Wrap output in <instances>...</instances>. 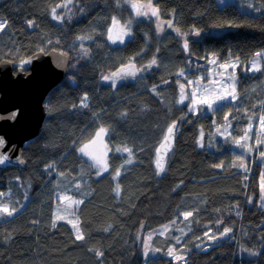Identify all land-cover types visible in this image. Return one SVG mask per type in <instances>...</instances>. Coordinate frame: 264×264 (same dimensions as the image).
Segmentation results:
<instances>
[{
	"label": "trees",
	"instance_id": "16d2710c",
	"mask_svg": "<svg viewBox=\"0 0 264 264\" xmlns=\"http://www.w3.org/2000/svg\"><path fill=\"white\" fill-rule=\"evenodd\" d=\"M64 1L0 0V18L7 21L0 61L19 66L41 49L70 54L67 75L44 98L40 133L22 147L25 167L0 170V202L18 209L0 217V264H264V208L258 204L263 165L257 152L251 159L245 149L220 140L211 148L208 138L212 128L229 123L230 139H239L250 118L255 125L264 116V70H252L254 54L264 51V0H152L159 19L171 20L182 37L170 30L159 34L151 18H136L132 35L115 46L107 30L113 16L131 19L127 7L117 0H73L68 9L57 8L63 17L57 21L51 10ZM182 39L189 44L186 53ZM153 56L156 65L115 88L102 78L128 61L146 65ZM257 63L264 68V57ZM222 65H235L228 73L235 76L236 100L209 112L191 111L188 100L176 102L179 84L187 88L189 77ZM85 94L88 106L82 107ZM172 121L178 126L175 144L159 177L155 148ZM100 126L109 129V171L96 176L77 149ZM125 145L134 151L131 164H124L126 153L115 152ZM49 164L54 168L46 169ZM58 194L83 201L71 209L83 240H76L70 223L52 227ZM184 212L194 215L179 243L171 232L152 235L150 248L160 252L145 258L148 231L179 221ZM225 228L231 231L220 236ZM205 232L218 241L206 244ZM172 244L183 260L167 255ZM205 245L209 250L201 251ZM242 248L255 255L239 254Z\"/></svg>",
	"mask_w": 264,
	"mask_h": 264
},
{
	"label": "snow or ice",
	"instance_id": "6c2138e0",
	"mask_svg": "<svg viewBox=\"0 0 264 264\" xmlns=\"http://www.w3.org/2000/svg\"><path fill=\"white\" fill-rule=\"evenodd\" d=\"M72 2H73V0H65L64 3L57 4L56 7L52 8V10H51L52 11V18L57 20V21L62 20L63 17L61 15L56 14L57 8L68 9V4H70ZM125 2L131 4V8L135 12L136 17L151 15V16L159 19V10L157 8L153 7L152 0H148V3L146 5L141 4V3L132 2V0H117L118 5L120 3H125ZM248 7L252 8L253 5L249 4ZM83 11H84V9H81L82 13H83ZM65 15H67V12L65 13ZM27 23H28L29 27H32L34 24V22L31 20H29ZM131 24H132L131 19L125 21L122 24L120 22V20L117 19V17L113 16L112 21H111V26L107 30L108 31V40L112 41L113 43H116V42L124 43L125 37L132 35ZM229 24H231V22H229ZM6 26H7V21L4 20L3 18H0V31H2ZM168 27H170V28L172 27L171 22H168ZM161 31H163V28L160 25H157V32H161ZM176 31L178 34L183 35L182 33H180V29H176ZM195 35H197V36L200 35V30H195ZM76 39L79 41H83L85 39L91 40L92 37L91 36H78ZM50 43H51V41H49V44ZM57 43H59V41H57ZM183 47H184L185 51H188L189 44H188L187 40L184 41ZM81 50H82L84 55L88 54V49L82 48ZM41 51H43V49H41ZM158 51H159V49H157V52ZM137 55H139V54H137ZM254 57L255 58L264 57V51L255 53ZM30 60H31V57L28 58L27 60H21L20 61L21 66L24 65L25 63H29ZM156 64H157V59L155 58V56H153V58L146 65H142L141 67L138 68V67H136V65L134 63L130 62L128 64L122 65L115 72H112L110 75L103 76L102 78L105 81H110L112 87L115 88L117 86L118 80H122L126 77H129V76L136 77L138 73H140L142 71H146L147 69L151 68L152 66H154ZM224 67L227 68L228 66L225 65ZM232 67L234 68L235 65H232ZM252 70L262 71V70H264V68H262L261 64L255 62V59H254V61L252 63ZM179 74L181 76H183L184 73H183V71H181ZM231 79L235 80V76L231 77ZM188 84H190V85L196 84L198 89L203 87L202 85H200L199 81H188ZM152 91L153 92L156 91L155 85L153 86ZM198 94L201 96L204 95V93H202V92L198 93L197 91H194L191 94V96L186 95L185 86H184V84H181L180 85L179 100L176 102L177 103H183L186 99L191 98L192 99V105H190L189 107H190V110H194L195 106H197V105H207L209 109H214L215 106L219 102H222V101H225L228 99H231V100L237 99V95L235 94L234 88L232 90V93H225L223 95H216V96L212 97L211 99H203V98L196 99ZM87 100H88V97L85 94V96L82 97V99H81V106L82 107L88 106ZM17 115H18V112H12L11 115L8 117L0 116V119H13L14 120ZM125 115H126V113H125ZM260 119L262 122H264V116H262ZM177 131H178L177 121H172V123L167 127V130L164 133L163 139L161 140L159 146L155 148L154 163H155L157 175H160L161 173L166 171L167 157L171 153V151L173 150L174 137H175V134ZM108 135H109V129L104 127V126H100L96 130L93 138L90 141H88L87 143L82 144V146L77 149V151L79 153H81L83 156H86L88 158V160L91 161L90 168L96 169V175L97 176H101L103 173H106L109 171L108 153H109L110 149L108 148L107 144L103 143L105 137ZM246 139H247L246 136L242 137L240 140L235 141V143L237 146H239L241 148H245L247 151H251V146L242 142ZM198 143H200V142L198 141ZM257 143L258 144L264 143V141L258 140ZM5 144H6V141L2 137H0V151L3 150V148L5 147ZM97 145H99L101 147V150H99V151L93 150L94 146H97ZM201 146H203V145L201 144ZM141 151H142V149H141ZM115 152L127 154V159L124 161V164H131L134 160L133 149L127 147L126 145L122 146V147H116ZM260 155L262 158H264V152H261ZM237 159H239V157H237ZM5 163L11 164L12 161L10 160V158L7 154H0V165H3ZM18 163L23 164V163H25V161L23 159L18 158ZM124 164H122L120 166V168H118L116 170L115 176L113 177V179L120 176L121 169L124 167ZM215 166L221 167L222 165H215ZM238 166L241 168H244L245 171L249 170L243 162H241ZM45 167H46V169L50 170V169L54 168V165L49 164V165H46ZM61 175H63V174H61ZM17 179H19V177H17ZM75 187L80 188V184L79 183L76 184ZM114 191H115L117 196L120 195L119 184H117ZM3 195H4L3 193H0V196H3ZM85 195H87V193H85ZM61 199L65 202V208H64L65 211H68L73 206H76L78 208L83 203L82 200L72 199L71 197H68V196H63V197H61ZM249 202H251V198H249ZM260 207L264 208V174H262V180H261V203H260ZM17 211H18L17 208H15V207L10 208L8 206V204L0 202V216H3V215L12 216ZM193 215H194L193 212H184L183 213V217H184L185 221H187L188 218L192 217ZM237 215H239V212H237ZM64 218L65 217H63V216L57 215L53 221L52 227H56L55 220L64 219ZM69 222L73 224V229L75 230V233H76V237H75L76 240H83L85 237H84L83 233L81 232V229L79 226V219L77 218L75 221H69ZM217 223H220V222L218 221ZM230 231H231L230 228H225L224 232L220 233V236H224L227 233H229ZM204 236L209 241H214L218 238L214 234L210 235L209 232H205ZM177 243H179V238H177ZM149 251H150V249L146 244L145 250H144L145 258L148 257ZM168 254H169V256L173 255L172 250H170ZM250 254L255 255V253H250ZM96 255H97V257L102 256V252L97 250ZM176 259L177 260H183L184 257L183 256H177Z\"/></svg>",
	"mask_w": 264,
	"mask_h": 264
},
{
	"label": "water",
	"instance_id": "95a60500",
	"mask_svg": "<svg viewBox=\"0 0 264 264\" xmlns=\"http://www.w3.org/2000/svg\"><path fill=\"white\" fill-rule=\"evenodd\" d=\"M108 42L112 46L118 44V42L113 43L109 40ZM183 44L184 42L182 47ZM184 52L187 51L184 50ZM30 57V62L22 66H17L15 62L6 59L0 61V116L8 117L12 112H18L14 120L0 119V137L6 141L0 154H7L12 161L11 164L0 165V170L25 167V163H18V158L23 159L22 147L24 143L37 136L41 131L45 117L44 98L54 86L65 78L68 72L70 54L63 49H50L47 52L37 51L23 60ZM130 62L138 67L133 61L122 65ZM128 78L134 77L129 76ZM180 85L177 87L179 95ZM175 139L176 134L174 144ZM158 176L160 177L161 174ZM217 241L218 238L214 241L207 240L208 243Z\"/></svg>",
	"mask_w": 264,
	"mask_h": 264
},
{
	"label": "rangeland",
	"instance_id": "374dc122",
	"mask_svg": "<svg viewBox=\"0 0 264 264\" xmlns=\"http://www.w3.org/2000/svg\"><path fill=\"white\" fill-rule=\"evenodd\" d=\"M215 1H216V3L218 5H222L224 2H227V1H230V0H215ZM132 2L141 3V4H145V5L148 3L147 0L146 1L132 0ZM120 4H122V6H125V7H127L129 9L131 20L136 19V18H151L156 23V28H157V25H160L163 28V31L158 32L159 34L163 33L166 30H170L173 33H175L178 38L182 37L180 34L177 33L176 28L174 27V25H173L171 20H161V19H157L156 17H153L151 15L142 16V17H136L135 12L131 8V4L130 3L125 2V3H120ZM56 14H57V10H56ZM124 22L125 21H123L121 23L123 24ZM168 22L172 23V27L171 28L168 27ZM129 37L130 36H126L125 39H128ZM182 40L185 41L186 39H182ZM118 44H119V42H118ZM259 58H255L254 57L255 62H258ZM254 59H253V61H254ZM224 66L225 65H222V66H219V67H213V68L207 69V71H204L203 72L204 74L203 73H198L195 76L189 77L188 81H199L200 85H202L203 87L198 89L196 84H191V85L190 84H188V85L185 84L187 86L186 95L191 96V94L194 91H197L198 93H200V92L204 93V95L201 96V95L198 94L196 99H201V98H203V99H211L212 97H214L216 95H223L225 93H232V90L234 88L233 87V83L234 82L231 79V77H233V76H232V74L228 73V70L232 67V65H227L228 66L227 68L224 67ZM215 72H220V73H215ZM124 79H128V77H126ZM118 81H120V80H118ZM187 100L190 102V105H192V99L189 98V99H186L185 101H187ZM228 100H231V99H228ZM225 101H227V100H225ZM220 103L221 102H219L217 105H219ZM210 110L211 109H209L207 105H197V106H195V109L191 110V111H194V112H197V111L209 112ZM261 117L262 116L258 117L257 124H255V125L253 124V122H252V120L250 118V121H249L250 124L247 125V129L245 128L244 132L242 134V137H245V136L247 137L246 140L242 141L243 143L248 145V142H250L252 140V142H251V151H247L245 148H241L239 146H238L237 150H238V152L239 151L242 152L243 149H245V152H246L247 156H250L251 159H253V156L255 155V152H257V161L261 162V164L263 165L262 174H264V158H262L261 155H260L261 152H264V143H259V144L257 143L258 140L259 141H264V122L261 121V119H260ZM214 129H215L214 132H212L211 135H208L209 142H210L209 146L211 148L215 147L216 146V142L220 140V142H222V143L223 142L230 143L231 147L235 149L237 147L235 141L240 140L242 138L241 137L239 139H232V140L230 139V135H229L230 124L229 123H224V124H222V125H220L218 127H215ZM253 130H254V133L252 132ZM94 135H95V133H94ZM91 139H92V137L89 140L81 143L79 147H81L82 144L87 143ZM103 143L106 144L105 139H104ZM93 150L99 151V150H101V147L99 145L94 146ZM83 157L89 163H91V161H89L86 156H83ZM95 174H96V169H95ZM262 174H261L260 180H259V184H260L259 199H258V204L259 205L261 203V180H262ZM57 196H58L57 197L58 198V202L55 205L53 221H54V219H55V217L57 215L63 216L65 218L64 219L55 220V222L64 221V222L70 223L69 221H75L74 220L75 217L73 216V211L71 210L73 207L71 209H69L68 211H65L64 210L65 202L61 199V197H63V196H68L69 197V195H67V194H58ZM0 217H7V215H3V216H0ZM70 224L73 227V224L72 223H70ZM188 229H189L188 228V221H185V219L183 217V214H182L181 219L179 221H177V222H171V223H168V224H166L164 226H160V227H157L155 229L149 230L148 233L145 235L144 250H145V245L146 244L150 248V241H151V238H152L151 236L152 235L153 236H155V235L165 236L166 234L171 232L172 233L171 238L174 240V242H177V238H179V241H180V238H182L185 235V233L188 231ZM205 243L208 244V242H205ZM209 248H210L209 245H205V246L202 247L201 251H207V250H209ZM170 250H172V252H173V255H171L170 257L176 259L177 256H181L174 249V244H172V245H170L168 247L167 252H166L168 256H169L168 253H169ZM159 252H160V248L156 249V248L151 247L150 251H149V254L150 255H155V254L157 255ZM239 254L245 255V256L248 255V254L252 255V254H250L249 251H247L244 248L240 249Z\"/></svg>",
	"mask_w": 264,
	"mask_h": 264
}]
</instances>
